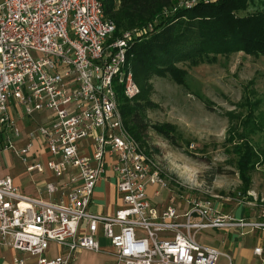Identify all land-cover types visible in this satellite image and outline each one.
<instances>
[{"label":"built area","instance_id":"obj_1","mask_svg":"<svg viewBox=\"0 0 264 264\" xmlns=\"http://www.w3.org/2000/svg\"><path fill=\"white\" fill-rule=\"evenodd\" d=\"M114 29L99 0H0V154L17 158L33 187L26 193L0 172L6 264H70L78 250L106 252L111 264H232L196 232L264 221L221 213L216 194L173 193L117 104L119 93H138L129 47L152 24ZM100 182L112 185L111 213L93 209Z\"/></svg>","mask_w":264,"mask_h":264},{"label":"rangeland","instance_id":"obj_2","mask_svg":"<svg viewBox=\"0 0 264 264\" xmlns=\"http://www.w3.org/2000/svg\"><path fill=\"white\" fill-rule=\"evenodd\" d=\"M254 9L255 6L249 4L245 13ZM176 65L186 72V87L167 77L152 76L149 97L155 107L146 109L145 117L150 123L173 125L178 137L171 144L148 129L141 145L143 151L149 153L151 150V154H155L173 193L199 198L219 195L224 198V201L220 200L219 208L233 217V213L243 210H263L264 163L257 165L251 173V186L246 193L251 199L241 197L236 192L239 181L233 167L234 156L224 145L227 118L222 112L235 109L236 103L251 93L260 98V109L264 112V57L234 52L217 55L214 62L203 61L195 65L179 62ZM205 104L211 107L207 108ZM251 142L264 148V133L252 136ZM0 167L29 181L18 159L11 153L0 154ZM32 176L37 177L36 174ZM96 191L95 194L103 196L94 197L93 209L105 214L113 212L118 202L108 187L100 182ZM101 245L109 247L104 240ZM9 256V251L0 248V264H6ZM110 259L106 252L78 250L70 264H109Z\"/></svg>","mask_w":264,"mask_h":264},{"label":"trees","instance_id":"obj_3","mask_svg":"<svg viewBox=\"0 0 264 264\" xmlns=\"http://www.w3.org/2000/svg\"><path fill=\"white\" fill-rule=\"evenodd\" d=\"M99 1L103 15L114 23V35L123 29L152 24L151 31L134 39L129 47L128 60L138 93L131 99L117 95L123 125L140 145L148 129L171 144L178 137L173 125L150 123L145 117L146 109L155 107L149 97L152 76L167 77L186 87V72L176 65L179 62H214L217 55L234 52L264 57V0H193L188 6L175 8L172 4L183 0ZM249 4L255 9L245 13ZM254 94L244 95L235 109L222 112L227 118L224 145L234 156L239 181L236 192L247 199H251L246 194L251 173L264 163V148L251 142L252 136L264 133V112L260 98Z\"/></svg>","mask_w":264,"mask_h":264},{"label":"crops","instance_id":"obj_4","mask_svg":"<svg viewBox=\"0 0 264 264\" xmlns=\"http://www.w3.org/2000/svg\"><path fill=\"white\" fill-rule=\"evenodd\" d=\"M0 172L2 174L9 175L24 192H33V187L29 183V181H23L20 175L14 176L10 173V171H4L1 167ZM45 177L46 176L44 175H37V177L34 178L37 179V182H42L43 178ZM105 186L108 187V189L112 193L111 195L114 196L112 185L105 184ZM148 191L151 200L155 203L164 201L160 200L163 198V195L159 199L158 197L155 198V196H152V188H149ZM95 193L98 192L95 190L93 195V202L94 197L103 196L101 193ZM220 210L221 213L230 215L227 212H222L221 207ZM233 215L235 219H242L247 222L264 221L263 210L248 209L243 210L240 213H233ZM195 237L200 243L215 247L221 252H224L228 256L232 264H264V227L257 228L252 226H244L240 228H207L202 233H197ZM256 247L260 248L259 255L253 253V248ZM109 264H111V259Z\"/></svg>","mask_w":264,"mask_h":264}]
</instances>
